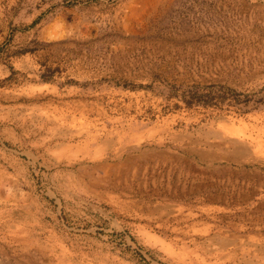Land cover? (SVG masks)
I'll return each instance as SVG.
<instances>
[{
  "label": "rangeland",
  "instance_id": "obj_1",
  "mask_svg": "<svg viewBox=\"0 0 264 264\" xmlns=\"http://www.w3.org/2000/svg\"><path fill=\"white\" fill-rule=\"evenodd\" d=\"M0 264H264V0H0Z\"/></svg>",
  "mask_w": 264,
  "mask_h": 264
}]
</instances>
